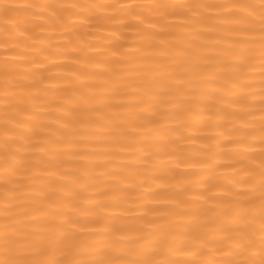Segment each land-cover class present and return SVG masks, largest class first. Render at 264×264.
<instances>
[{
  "label": "bare ground",
  "instance_id": "obj_1",
  "mask_svg": "<svg viewBox=\"0 0 264 264\" xmlns=\"http://www.w3.org/2000/svg\"><path fill=\"white\" fill-rule=\"evenodd\" d=\"M3 3L0 234L67 219L63 258L192 264L227 221L259 260L260 0Z\"/></svg>",
  "mask_w": 264,
  "mask_h": 264
},
{
  "label": "snow or ice",
  "instance_id": "obj_2",
  "mask_svg": "<svg viewBox=\"0 0 264 264\" xmlns=\"http://www.w3.org/2000/svg\"><path fill=\"white\" fill-rule=\"evenodd\" d=\"M20 6L10 3L0 4L4 14L7 15L9 10L18 9ZM157 7L167 8V5ZM182 7V6H181ZM249 7H255L249 5ZM261 10V33L264 37V0H260ZM264 143V137L261 140ZM260 196H261V226L259 239V260L255 258V253L251 249L256 248L257 244L247 228L241 227L233 229L230 223L225 221L214 228L212 239H205L206 244L214 245L216 250L222 253V259L212 261H196L192 264H264V149H262V161L260 172ZM7 218V214H6ZM34 220V218H30ZM195 221V218H193ZM72 223L70 220H64L62 224L55 226V231L47 238V243L37 239V233L28 229L26 224L19 221H10L4 225V231L0 234V244L3 246L4 259H0V264H155L149 259L135 260H88V259H67L63 258L72 252V248L67 241L70 240V233L64 230L63 225ZM74 226V224H73ZM142 255H151L147 248L139 250ZM57 253L60 256H57ZM78 254V253H77ZM29 255L44 256V259H28ZM234 257H240L235 259ZM164 264H178L176 261H167Z\"/></svg>",
  "mask_w": 264,
  "mask_h": 264
}]
</instances>
